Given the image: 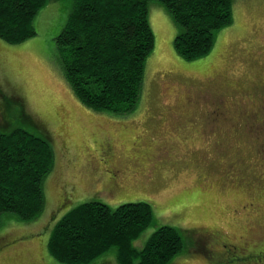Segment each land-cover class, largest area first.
Here are the masks:
<instances>
[{"label": "rangeland", "instance_id": "374dc122", "mask_svg": "<svg viewBox=\"0 0 264 264\" xmlns=\"http://www.w3.org/2000/svg\"><path fill=\"white\" fill-rule=\"evenodd\" d=\"M53 3L51 29L39 10L33 37L0 38V130L44 135L55 155L41 214H2L0 264H65L47 250L51 227L89 200L112 208L149 202L152 221L133 245L141 248L161 225L176 227L184 245L168 264H264V160L253 140L240 143L245 130H235L242 91L264 83V0H234L232 23L192 60L174 50L179 27L170 12L150 0L154 48L140 100L123 114L95 111L73 94L54 63L71 0ZM208 91L223 94L228 109L213 126ZM88 264H118L115 247Z\"/></svg>", "mask_w": 264, "mask_h": 264}, {"label": "trees", "instance_id": "16d2710c", "mask_svg": "<svg viewBox=\"0 0 264 264\" xmlns=\"http://www.w3.org/2000/svg\"><path fill=\"white\" fill-rule=\"evenodd\" d=\"M54 1L0 0V38L16 44L33 37L39 10L44 12V24L45 15L49 16L46 26L51 29L50 21L57 17ZM149 1L71 0L63 27L54 37V63L85 106L123 114L140 100L146 60L154 48ZM158 1L179 27L173 47L186 60L205 56L215 33L233 20L234 0ZM260 138L253 139L259 152L264 147V133ZM247 140L243 137L240 143ZM54 159L44 135L22 127L0 130V225L6 212L22 220L41 214L43 182ZM152 218L147 201L124 202L114 208L96 200L84 201L54 222L47 250L65 264H88L112 247L118 264H168L184 245L176 227L161 225L141 248L133 245Z\"/></svg>", "mask_w": 264, "mask_h": 264}, {"label": "flooded vegetation", "instance_id": "af4514ba", "mask_svg": "<svg viewBox=\"0 0 264 264\" xmlns=\"http://www.w3.org/2000/svg\"><path fill=\"white\" fill-rule=\"evenodd\" d=\"M242 93L243 94L240 95V98L243 101L237 105L238 108L234 107L239 116V125H235V130H245L246 134L238 135L241 139L244 137V139H248L250 142L255 138L260 141V136L264 133V83L257 84L254 87V91L252 87V89L244 90ZM218 95L219 97H217ZM202 97L206 99H204L205 103L210 101L208 107L211 108V110H208V116H212V118L210 117L207 122L212 123L211 126L215 124L214 120H217L218 118L228 119L226 117L228 109L224 105L223 94H216V92L210 93L208 91V93H204ZM214 99H216V101ZM207 122H204V124L209 126ZM231 124L234 123L232 122ZM253 142H255V140H253ZM260 152L261 157L264 159V147H262V151Z\"/></svg>", "mask_w": 264, "mask_h": 264}]
</instances>
